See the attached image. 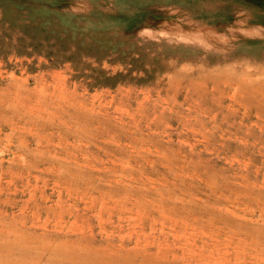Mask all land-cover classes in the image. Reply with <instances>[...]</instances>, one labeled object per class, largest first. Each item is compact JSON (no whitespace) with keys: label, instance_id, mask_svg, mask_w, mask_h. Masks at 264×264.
Returning a JSON list of instances; mask_svg holds the SVG:
<instances>
[{"label":"rangeland","instance_id":"obj_1","mask_svg":"<svg viewBox=\"0 0 264 264\" xmlns=\"http://www.w3.org/2000/svg\"><path fill=\"white\" fill-rule=\"evenodd\" d=\"M0 264H264V0H0Z\"/></svg>","mask_w":264,"mask_h":264},{"label":"bare ground","instance_id":"obj_2","mask_svg":"<svg viewBox=\"0 0 264 264\" xmlns=\"http://www.w3.org/2000/svg\"><path fill=\"white\" fill-rule=\"evenodd\" d=\"M256 35V34H255ZM188 243V242H187Z\"/></svg>","mask_w":264,"mask_h":264}]
</instances>
